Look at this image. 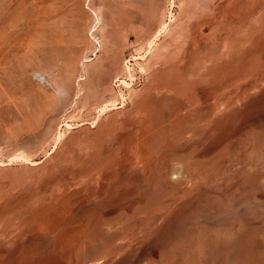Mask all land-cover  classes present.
Here are the masks:
<instances>
[{
  "label": "rangeland",
  "instance_id": "1",
  "mask_svg": "<svg viewBox=\"0 0 264 264\" xmlns=\"http://www.w3.org/2000/svg\"><path fill=\"white\" fill-rule=\"evenodd\" d=\"M0 264H264V0H0Z\"/></svg>",
  "mask_w": 264,
  "mask_h": 264
}]
</instances>
